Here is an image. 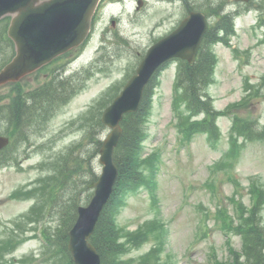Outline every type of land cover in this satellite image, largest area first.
<instances>
[{"label":"rangeland","instance_id":"rangeland-1","mask_svg":"<svg viewBox=\"0 0 264 264\" xmlns=\"http://www.w3.org/2000/svg\"><path fill=\"white\" fill-rule=\"evenodd\" d=\"M110 1L105 0L97 13L89 46L74 49L58 62L67 67L65 77L73 76L75 91L61 105H49L52 110L46 115L39 110L28 135L21 131V138H14L1 155L9 160L0 162V241L13 233L12 227L20 239L10 250L0 245V264L67 263L65 251L55 244L66 214L52 199L62 191L71 205L73 198L79 202L93 192L86 185L92 173L100 174L102 165L96 145L90 144L96 138L90 141L88 135L98 129L103 106L136 70L148 47L175 27L182 13L172 0H145L140 9L138 0ZM258 11L240 19L230 45L217 43L209 49V58L217 57V63L208 95L227 113L217 119L216 137L203 131L186 139L183 124L190 113L183 105L175 110L174 103L178 63L167 64L158 74L144 148L146 158L155 155L152 163L157 168L152 172L146 167L148 184L130 193L117 215L119 228L132 235L128 241L121 239L123 264H147L144 257L149 253L154 255L151 262L228 263L232 253L244 249L252 210L264 228V139L256 127L264 129V34L257 27ZM8 22H0V66L12 49L3 40ZM47 73L42 70L18 85L0 86V104L19 89L46 83ZM234 113L240 116L238 123ZM242 120H251L257 129L246 125L248 130L242 133L238 130ZM12 130L8 120H0V134ZM79 143L88 146L70 157ZM231 152L234 156L226 165ZM155 220L166 223L159 240L144 237L149 226L161 228ZM138 234L142 237L132 240Z\"/></svg>","mask_w":264,"mask_h":264},{"label":"water","instance_id":"water-1","mask_svg":"<svg viewBox=\"0 0 264 264\" xmlns=\"http://www.w3.org/2000/svg\"><path fill=\"white\" fill-rule=\"evenodd\" d=\"M100 0H0V18L13 16L9 35L16 43V55L0 71V85L18 81L56 56L81 44L88 36L91 21ZM195 15L177 30L152 46L120 94L108 106L103 122L112 128L103 142L100 161L103 170L90 203L79 207L75 225L69 231V249L77 264H101V256L90 242L99 217L106 206L118 177L114 161L115 147L123 134L120 124L125 113L138 110L146 84L167 59L180 56L193 62L205 25L197 24ZM0 135V149L9 144Z\"/></svg>","mask_w":264,"mask_h":264},{"label":"trees","instance_id":"trees-1","mask_svg":"<svg viewBox=\"0 0 264 264\" xmlns=\"http://www.w3.org/2000/svg\"><path fill=\"white\" fill-rule=\"evenodd\" d=\"M9 44L12 46L11 41H9ZM13 53L14 50L12 49L9 52V55L5 58V61L10 59ZM181 63L176 88L179 95L176 99L175 110H182L181 106L184 104L186 110L190 113V115L185 117V123L183 124L186 137L191 138L196 133L203 131L216 137L220 132L216 123V117L223 114V112L215 109L212 99L209 98V95L205 92V88L212 81L214 61L213 59L211 60L209 56L207 57L203 55L195 63L190 64L186 61H181ZM151 87L152 83L145 91V96L140 109L137 112L126 114L122 121L124 132L115 151V163L119 169L118 180L111 199L100 216L95 232L91 237L92 243L97 247L101 254L102 264H123V258L120 257V254L124 250V243H122L121 239L126 237V241H128L132 235L129 233H123L119 228L117 215L121 207L124 205L127 196L148 184L149 176L146 173V167H150L152 172H154L157 167L152 163L156 159L155 155L147 158L143 157V142L147 137L145 125L153 95ZM68 88L67 83L61 81H58L55 84V87L49 83L43 88L33 90L28 94L22 93L21 89L18 87L19 90L16 91V94L11 101L0 105V120H8L10 126L13 127L10 134H12L14 138H21V130L24 129L25 126L34 125L30 123L35 122L37 118H39V110L42 113V116H44L47 112L52 110L49 105H54L56 103L58 106L61 101L67 98L69 95V92L67 91ZM62 89L63 91L60 92ZM201 113L206 115L203 120H192V115L195 116ZM246 125V123H242L238 130L247 128ZM100 146L101 140H98L96 147L97 151ZM233 152L235 153V150H233ZM3 153L6 155V151L0 153V162H6L9 160L8 156L1 157ZM73 154L74 151L71 152L70 157ZM233 156L234 154L231 152L227 157L231 158ZM90 173H92L91 170ZM95 179H97V174L92 173L91 178L89 177V181L91 182ZM71 185L72 184H69V186ZM61 194L62 191H60V194H55L52 199L55 207H57L62 213L68 215V218H64L66 223L60 230H58L59 246L63 250L65 249L70 256L68 264H74L67 247L68 231L75 223L78 204L88 201L91 193L88 197L81 198V201L79 202H75L73 198V203L71 205L70 201L65 200L66 197L64 194V197ZM160 227L161 228L157 230L155 226H149L144 231V237L149 234L155 239H162L165 235V229L163 226ZM246 234L248 236H255V238L251 239L248 246V249L252 250L256 249L257 245L261 244L260 235H263L264 232L258 225L254 224L252 229L246 231ZM141 237L142 234H138L133 237L132 240ZM248 240H250V238H248ZM262 241L264 242V239H262ZM261 251L262 249L259 247L257 249V254L261 255ZM152 256L154 255L149 253V255L144 257L147 264H170L169 262L162 261L151 262Z\"/></svg>","mask_w":264,"mask_h":264},{"label":"flooded vegetation","instance_id":"flooded-vegetation-1","mask_svg":"<svg viewBox=\"0 0 264 264\" xmlns=\"http://www.w3.org/2000/svg\"><path fill=\"white\" fill-rule=\"evenodd\" d=\"M181 6V16L177 24L187 18L191 12L202 13L207 30L205 34L223 32L236 16L247 14L249 5L263 8L262 0H172ZM204 41V39H203Z\"/></svg>","mask_w":264,"mask_h":264}]
</instances>
